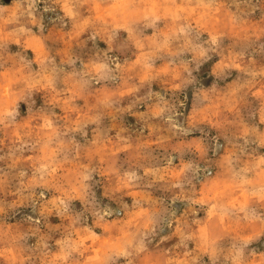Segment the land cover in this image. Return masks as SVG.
I'll return each mask as SVG.
<instances>
[{
    "label": "rangeland",
    "instance_id": "1",
    "mask_svg": "<svg viewBox=\"0 0 264 264\" xmlns=\"http://www.w3.org/2000/svg\"><path fill=\"white\" fill-rule=\"evenodd\" d=\"M0 264H264V0H0Z\"/></svg>",
    "mask_w": 264,
    "mask_h": 264
}]
</instances>
